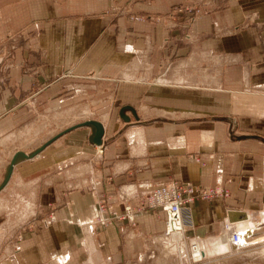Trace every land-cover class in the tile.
I'll list each match as a JSON object with an SVG mask.
<instances>
[{"label": "crops", "instance_id": "obj_1", "mask_svg": "<svg viewBox=\"0 0 264 264\" xmlns=\"http://www.w3.org/2000/svg\"><path fill=\"white\" fill-rule=\"evenodd\" d=\"M263 107L264 0H3V170L41 117L60 130L0 192V264H138L164 215L117 219L169 181L227 191L181 212L219 236L264 206Z\"/></svg>", "mask_w": 264, "mask_h": 264}, {"label": "rangeland", "instance_id": "obj_2", "mask_svg": "<svg viewBox=\"0 0 264 264\" xmlns=\"http://www.w3.org/2000/svg\"><path fill=\"white\" fill-rule=\"evenodd\" d=\"M195 12L197 13L196 10ZM251 113L257 115H264V107L259 108L258 113L257 111L255 112L252 111ZM58 128L59 127L55 126L54 122L45 121L44 117H41L39 120H37L35 123L32 124L31 128H27L26 131H23V133L19 135V137H22L24 134H27L30 131L33 133V136L30 139H28L27 142H24L22 146L29 144L30 148H39L42 146V144L48 142L52 137H54V135H56L58 130H60ZM34 133H37L36 134L37 136L36 135L34 136ZM1 163L2 160H0V165L2 166V168L0 169V183L3 180V174L6 168L5 167L3 170L5 163L2 164ZM169 182H176V181H169ZM180 184H184V183H180ZM191 187L192 189H194L195 195L191 202L185 201V206L183 210L189 204L194 203L195 200L210 201L212 199H215L216 197L227 196V191L225 190L218 191V190H214L213 188L207 191L205 189L203 190L202 188H198L195 186H191ZM141 197L138 198V203ZM187 197H188L187 193L185 192V194L183 195V199L187 200ZM99 204H100L99 211L101 213L103 211H106L104 205L100 202ZM127 206L129 205L123 207L122 215L120 219L117 220L127 221L131 223L134 220L133 215L130 220L127 219L124 214V210ZM139 211L141 210L138 211L133 210V213ZM157 211L160 212L159 210ZM229 213H232V215H227L224 222L222 223L221 234L217 237L208 238L207 236V239L206 238L194 239L189 235V236H185V238L183 236V239L176 241L177 239L173 238V236L175 235L168 236L164 232L165 230L164 229L165 219H164L161 236L158 237V239L154 242L155 248L151 249L148 252L147 256L143 258V260L138 264H264V258L262 257V254L264 252V249L262 248V246H264V206L261 210L256 211L253 214L238 210L229 211L228 214ZM110 214L113 215L114 218L117 217L116 214H114L113 212ZM233 235L237 236L239 243H237V240L232 241V239L234 240ZM222 237L224 243L220 244L218 240L222 239ZM199 244H203L205 248L206 247L208 248V251L204 255L203 254L199 255L198 253L194 254ZM210 244H212V246L213 244L214 246H218L220 244L221 248L223 249V252H219V251L214 252L213 251L214 248L211 249Z\"/></svg>", "mask_w": 264, "mask_h": 264}, {"label": "built area", "instance_id": "obj_3", "mask_svg": "<svg viewBox=\"0 0 264 264\" xmlns=\"http://www.w3.org/2000/svg\"><path fill=\"white\" fill-rule=\"evenodd\" d=\"M187 193V200L183 199V195ZM195 195L194 189L191 186L180 184L178 182H165L147 190L140 198L139 203L135 207L127 206L124 210L125 217L131 220L133 210H159L164 215V232L167 234L166 229L169 228L170 233H177L179 227H176L180 219V212L175 214L177 207L183 210L185 201L191 202ZM178 228V230H176ZM177 231V232H176ZM234 240H237V236Z\"/></svg>", "mask_w": 264, "mask_h": 264}, {"label": "water", "instance_id": "obj_4", "mask_svg": "<svg viewBox=\"0 0 264 264\" xmlns=\"http://www.w3.org/2000/svg\"><path fill=\"white\" fill-rule=\"evenodd\" d=\"M82 125L85 127H88L90 130V136L88 138L89 143L92 145L98 146L100 144V139L102 136L101 127L95 122H86ZM51 143H52V141H49V143H47V145L41 146L29 154H25L23 152H17L15 155H13L12 159L10 160V162L8 163V165L5 168V171L3 174V180L0 183V191H2L4 189V187L7 185L8 181L12 175L14 166H16L17 164H19L25 160H29V159L34 158L35 156H37L42 150H44Z\"/></svg>", "mask_w": 264, "mask_h": 264}, {"label": "bare ground", "instance_id": "obj_5", "mask_svg": "<svg viewBox=\"0 0 264 264\" xmlns=\"http://www.w3.org/2000/svg\"><path fill=\"white\" fill-rule=\"evenodd\" d=\"M134 134H135V136L137 135V133H139V132H133ZM138 136V135H137ZM97 153H98V155H99V153H100V149L99 148H97ZM101 154V153H100ZM177 211H179L180 212V219H179V222H177V225H175L176 227H179V230L180 231H176L177 233H170L168 230H169V228H167V230H166V232H167V234L166 235H168V236H173V235H175V236H173V238H176L177 240L176 241H178V240H181V239H183V235H182V232H183V226H182V220H181V217H182V210L180 211L179 209H178V207H177V209H176V211L174 212L175 214H177L178 212ZM176 230H178V228L176 229ZM219 241V243L221 244V243H224V241H223V237H222V239H219L218 240ZM239 240L237 239V243H239L238 242ZM203 244H205V243H203ZM203 244H199L198 246H197V250L194 252V254H199V255H204L207 251H208V248L206 247H204V245ZM218 245V246H214V244H213V246H212V244H210L211 245V249H213L214 248V252L215 251H219V252H223V249L221 248V245ZM225 248V247H224ZM262 248L264 249V246H262ZM212 251V252H213ZM258 252V251H257ZM262 252V251H261ZM211 253V252H210ZM253 254V253H252ZM258 254V253H257ZM262 257L264 258V252H263V254H262Z\"/></svg>", "mask_w": 264, "mask_h": 264}]
</instances>
